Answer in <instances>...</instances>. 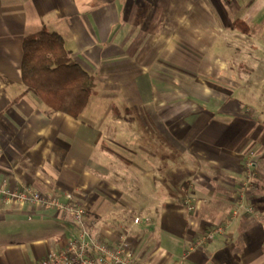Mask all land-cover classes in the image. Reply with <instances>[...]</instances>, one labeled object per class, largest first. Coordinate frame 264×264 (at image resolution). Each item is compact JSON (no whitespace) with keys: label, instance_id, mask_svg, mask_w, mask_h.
Returning a JSON list of instances; mask_svg holds the SVG:
<instances>
[{"label":"crops","instance_id":"crops-1","mask_svg":"<svg viewBox=\"0 0 264 264\" xmlns=\"http://www.w3.org/2000/svg\"><path fill=\"white\" fill-rule=\"evenodd\" d=\"M262 14L264 0H0V185L72 192L93 233L114 241L137 211L139 264H264ZM43 27L95 81L77 118L23 82L24 39ZM249 149L256 213L234 218ZM75 230L0 197V264H38Z\"/></svg>","mask_w":264,"mask_h":264},{"label":"built area","instance_id":"built-area-1","mask_svg":"<svg viewBox=\"0 0 264 264\" xmlns=\"http://www.w3.org/2000/svg\"><path fill=\"white\" fill-rule=\"evenodd\" d=\"M256 166L255 154L250 152L246 163L247 173L241 186L243 194L256 179ZM0 197L8 202L29 204L42 210H56L72 219L76 230L64 244L43 256L38 264H139L135 250L126 236L114 241L105 235L92 233L87 221L86 209L76 202L72 192L46 194L30 186L9 189L0 185ZM193 201L194 199L185 200L189 211L195 209ZM247 211L253 212V209L248 208ZM136 222H139V218ZM223 233L224 228L216 226L205 234L198 244L202 245Z\"/></svg>","mask_w":264,"mask_h":264},{"label":"trees","instance_id":"trees-1","mask_svg":"<svg viewBox=\"0 0 264 264\" xmlns=\"http://www.w3.org/2000/svg\"><path fill=\"white\" fill-rule=\"evenodd\" d=\"M235 25L248 32L243 21ZM21 73L24 84L54 111L79 117L95 90V81L76 63L61 34L43 27L23 43Z\"/></svg>","mask_w":264,"mask_h":264},{"label":"rangeland","instance_id":"rangeland-1","mask_svg":"<svg viewBox=\"0 0 264 264\" xmlns=\"http://www.w3.org/2000/svg\"><path fill=\"white\" fill-rule=\"evenodd\" d=\"M224 1V0H223ZM240 1H246V0H237V2H238V4L240 3ZM244 4H245V2H243ZM235 6H236V4H235ZM262 21H264V14H262ZM262 101H263V105H264V94H263V96H262ZM261 124H262V126L264 127V119H262V122H261ZM139 127H140V132H139V134H138V138H150L149 137V134H148V124H147V122L146 121H144V122H141V121H139ZM137 138V137H136ZM248 152H247V154H246V156H245V163H244V175H243V178H242V180H241V182H240V189H239V192H238V200H239V203L237 204V207H236V209L234 210V212H233V214H232V217H234V218H237L238 216H239V213L241 212V211H243V210H248V208H251V209H253V212H249V213H252V214H254V213H256L255 212V209L252 207V206H250V205H247L246 204V201H247V195L249 194V191H250V189L254 186V184L257 182V175H256V179H255V181H254V183H253V185L251 186V187H248L247 189L248 190H246V192H245V194H243V192H242V190H241V186H242V183L244 182V180H245V176H246V173H247V167H246V163H247V160H248V158H249V156H250V152H254V154H255V158H256V161H257V166H256V173H258V169H259V165H258V162H259V159H258V155H257V153H256V151L254 150V149H249V150H247ZM254 157V156H253ZM30 187H32V188H35L34 186H30ZM35 189H37V188H35ZM38 190V189H37ZM40 191V190H39ZM42 192V191H41ZM44 193V192H43ZM58 194L60 193V192H57ZM47 194V193H46ZM51 194H53V193H51ZM56 194V193H55ZM74 198H75V200H76V202L78 203V204H80V205H82L83 206V204L79 201V200H77V198L74 196ZM186 199H191V200H193L194 199V203H195V209L194 210H192V211H189V209H187V207H186V205H185V200ZM186 199L183 201V204H184V209H185V211L188 213H194V212H196L197 211V209H198V202H197V200H195V198L193 197V196H187L186 197ZM130 215L128 216V218L129 219H127L125 222L126 223H124L125 224V227H122V230H121V232L123 233L121 236H126L128 239H129V241H130V236H131V234H133V232H134V228H131L132 226L131 225H133V224H131V223H134L135 225H139V224H145V222H143V223H137L136 222V217H141V218H143V217H145V216H143V215H138V213H137V211H132V212H130L129 213ZM140 214H141V212H140ZM134 215H137V216H135L134 217ZM136 218V219H135ZM217 227L218 226H221V227H223L224 228V232H225V225H223V224H218V225H216ZM215 226V227H216ZM96 228H98V225H97V227ZM129 228H131V229H129ZM90 230L92 231V229L90 228ZM144 230V229H143ZM145 231V230H144ZM137 232H138V230L136 231V232H134V235H132L133 237L135 236L136 237V235H137ZM92 233H93V231H92ZM204 237V235L198 240V242L197 243H199V241L202 239ZM137 240H139L138 241V243H139V245H140V247H142L143 246V240H141L138 236H137ZM204 244V243H203Z\"/></svg>","mask_w":264,"mask_h":264}]
</instances>
